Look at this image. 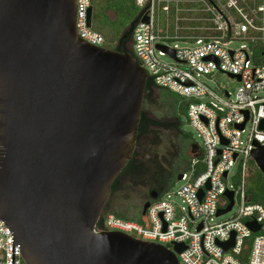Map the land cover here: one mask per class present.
<instances>
[{
	"label": "water",
	"instance_id": "water-1",
	"mask_svg": "<svg viewBox=\"0 0 264 264\" xmlns=\"http://www.w3.org/2000/svg\"><path fill=\"white\" fill-rule=\"evenodd\" d=\"M146 79L129 52L77 34L75 0H0V219L12 264L15 245L24 264H180L181 244L95 229L134 151ZM251 154L264 175V145ZM225 196L216 215L233 206Z\"/></svg>",
	"mask_w": 264,
	"mask_h": 264
},
{
	"label": "built area",
	"instance_id": "built-area-1",
	"mask_svg": "<svg viewBox=\"0 0 264 264\" xmlns=\"http://www.w3.org/2000/svg\"><path fill=\"white\" fill-rule=\"evenodd\" d=\"M75 2L77 34L103 46V36L87 22L90 0ZM134 3L141 10L131 30L134 58L156 86L185 102L187 121L203 148L197 145L191 153L190 172H181L178 179L184 182L181 188L151 200L142 222L107 213L95 229L121 231L171 250L181 244L183 249L176 253L180 264H264V206L252 202L247 192V163L256 144L264 145V130L259 127L264 119V62L253 59L256 48L264 50V0ZM175 39L193 45L167 43ZM234 39L244 43L231 48ZM166 55L171 62L160 58ZM214 71L238 81L234 96L228 90L219 93L200 79ZM240 156L235 182L228 185L229 172ZM227 190L233 191V206L237 203L238 209L230 218L215 221L222 215H216L217 210L229 203ZM173 194L181 203L172 199ZM249 221L259 224V229L252 231ZM0 264H12V233L1 219ZM13 264H24L18 245L14 246Z\"/></svg>",
	"mask_w": 264,
	"mask_h": 264
},
{
	"label": "trees",
	"instance_id": "trees-1",
	"mask_svg": "<svg viewBox=\"0 0 264 264\" xmlns=\"http://www.w3.org/2000/svg\"><path fill=\"white\" fill-rule=\"evenodd\" d=\"M90 4L93 8L92 14L106 15V12L111 11L113 17L121 15V25L131 19L112 49L120 52H129L134 57L131 49V30L140 19L141 13L140 10L133 18L134 6H136L134 0H90ZM253 59L257 62H264L263 48L254 50ZM156 94L159 95L160 99H156ZM157 101L167 104L169 107L167 113L169 115L152 116L144 109L145 103ZM181 107L186 111V104L178 98V95L176 96V94L163 87L156 86L152 77L147 75L134 151L114 180L112 191L118 189V182L125 173L128 176V184L134 186L149 184L159 196L172 183L177 174L189 167L192 160L191 145L196 143L192 141L191 135L186 133L181 127L179 116ZM164 138L169 141L172 148V150L167 151L168 156L159 154V146ZM257 172L256 176L247 175V192L252 202L264 206V175L259 170ZM127 197L125 195V198ZM106 205L107 203L97 221L98 227L102 224L103 217L107 213H112L123 219H132L127 216L128 210L115 209L111 212V210H106ZM136 216L137 219L132 220L143 221L142 207Z\"/></svg>",
	"mask_w": 264,
	"mask_h": 264
},
{
	"label": "rangeland",
	"instance_id": "rangeland-1",
	"mask_svg": "<svg viewBox=\"0 0 264 264\" xmlns=\"http://www.w3.org/2000/svg\"><path fill=\"white\" fill-rule=\"evenodd\" d=\"M139 11H140V8H138L137 6H134L133 18L139 13ZM106 15L92 14L91 27L95 31H98L99 33H101V35L103 36L104 42L102 43V45L108 48H112L114 44L117 42V40L119 39L121 33L129 25L131 19L127 20L124 25H121L120 24L121 15H117V17L116 16L113 17V13L111 11L106 12ZM167 43L171 46L174 43H177L179 46L193 45L191 42H185L180 39L170 40ZM241 43H244V41L240 39H234L229 43V47L237 48ZM160 58L166 62H171V59L167 55L161 56ZM200 79L202 81H205L208 85H210L212 88L217 90L219 93L223 92V90L230 91L232 96H234L235 91L237 90V87L239 86V83L235 78L223 72H220V71H214L209 75H202L200 76ZM261 94H264V91H262ZM178 98L181 99V97L179 96ZM156 99L157 100L160 99L158 94H156ZM186 101L193 102L196 100L189 99ZM144 109H146L152 116L169 115V113H167V111L169 110V107L167 106V104H162L160 101L152 102V103H145ZM179 116L181 120L182 129L186 133H189L191 135L193 142H195L200 148H203V143H202L201 138L197 135V132L189 125L187 121V117H186V111L182 107L179 111ZM168 150H172L171 144L166 138H164L161 145L159 146V154L168 156L167 155ZM240 159H241V156L234 162V165L229 172V175L227 178L228 185H233L235 182V177L237 176V172L239 170ZM258 170L259 168L255 164L254 160L250 159L247 163L248 175L251 174L252 176L253 175L256 176L258 173L257 172ZM184 171L190 172L189 168H185ZM183 184H184L183 181L175 178L172 181V183L169 184V186L162 192V195L165 196L166 191H169L170 193L176 192L179 188H181ZM147 186L148 184L147 185H137V186H134L132 184L130 185L128 184L127 179H123L122 187L121 188L118 187V189L115 192H113L112 196L108 200L107 205H106V210L107 211L111 210L112 212V210H115V209H122V210L126 209L128 210L127 212L128 218L137 219L136 215L139 214V210L142 207V203L145 199V193H146ZM125 195L128 197L125 198ZM172 199L176 201L177 203H181L180 198L175 194L172 195ZM237 209H238V205L236 203L233 206L232 210H230L229 212H226L225 214H222L221 216H217L215 218V221H222V220L230 218L236 213Z\"/></svg>",
	"mask_w": 264,
	"mask_h": 264
},
{
	"label": "flooded vegetation",
	"instance_id": "flooded-vegetation-1",
	"mask_svg": "<svg viewBox=\"0 0 264 264\" xmlns=\"http://www.w3.org/2000/svg\"><path fill=\"white\" fill-rule=\"evenodd\" d=\"M104 47H105V46H104ZM123 179H127V180H128V176H126L125 173L122 175V178H121V179L119 180V182H118V186H119V188L122 187ZM121 182H122V183H121ZM113 192H115V191H112V190H111V193H110V195H109V197H108L106 203L108 202V200H109L110 197L112 196ZM154 195H156V197L158 196L156 190H155L154 188H152L151 185L148 184L147 189H146V193H145V199H144L143 203H144V202H147V201H148V202H151V200L154 199V198H153ZM143 203H142V205H143Z\"/></svg>",
	"mask_w": 264,
	"mask_h": 264
}]
</instances>
